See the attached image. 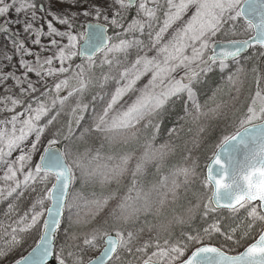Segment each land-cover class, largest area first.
<instances>
[{"label": "snow or ice", "instance_id": "snow-or-ice-1", "mask_svg": "<svg viewBox=\"0 0 264 264\" xmlns=\"http://www.w3.org/2000/svg\"><path fill=\"white\" fill-rule=\"evenodd\" d=\"M0 35V264H264V0H0ZM217 69L251 73L242 104L199 102ZM97 176L117 187L73 219L71 185Z\"/></svg>", "mask_w": 264, "mask_h": 264}, {"label": "rangeland", "instance_id": "rangeland-1", "mask_svg": "<svg viewBox=\"0 0 264 264\" xmlns=\"http://www.w3.org/2000/svg\"><path fill=\"white\" fill-rule=\"evenodd\" d=\"M11 18L12 19L17 18V14L14 11L11 13ZM19 18L22 19L23 14H21ZM19 27H20L19 25H13L14 29H19ZM81 31L85 32V29H82ZM83 37H84V35H81L79 37V41L81 43H82ZM245 37H247V36L240 35V36H237L236 38L237 39H243ZM28 43L30 45V41ZM42 43L47 44V40L43 39ZM6 44L10 47V41L8 40V38L5 35H0V49H3ZM34 50H38V47L35 48ZM8 54L11 55V52H8ZM29 59H31V57H29ZM14 62L15 61H13V63ZM243 63L245 64L246 68L251 67V65H249L246 61H244ZM2 66H3L2 57H0V67H2ZM230 70H231V72H235V65H232ZM214 73H216V74H214ZM214 73L210 74V78L207 82V92H208L207 95L204 96V94L201 93V91L198 93L199 102L201 104H204L205 101H207L208 98L212 96L213 91H217V90H219L218 96H217L218 100L223 99L224 101H230L232 96L239 95L240 103L242 104L246 100V98L248 97V94L255 88V85L253 83L252 76H251L250 72L246 77L244 75H242L240 78V82L237 85H232L228 82L227 77L229 75V71H225V72L221 73L219 71V69H217ZM32 78L35 79L34 74H33ZM213 81H214V83L211 84ZM9 83H11V81ZM236 88H239V93H237ZM185 119L186 118L184 116V112L180 109V114H178L177 117H175L173 122H171L166 127V129H164V126H165V121H164V123L161 125V131L157 134L155 144L157 146H159L160 144L167 142L169 140L168 129L171 127H174L178 124L184 123ZM212 126H211L207 136H205L204 146L200 150V152H202L203 149H206V151L204 152L205 155L202 153L199 154L200 164H201V167L203 170L202 171L203 175H204L205 165L208 162V157L211 155L212 145L217 141V137L221 134V130L225 127L223 121L215 122L212 124ZM212 128H214L213 132L216 131L214 135L213 134L210 135V133H212L211 132ZM209 135H210L211 139H206ZM142 144H143V139H141L138 143L132 142L128 145H124L121 148H119L118 151H120L121 153L135 152V154L138 156L140 154ZM173 162L179 163L180 160L178 157H176L173 160ZM134 163H135V159H133V161L130 162V167L132 165H134ZM78 175H79V173H78ZM116 187L117 186L115 185V183H111V184H107V185L101 183V179L99 176L94 177V178H89V179H84V178L78 179L76 182H74L71 185V190L73 193L72 203L74 205L72 208V218L73 219L79 218L83 221L91 220L93 214L97 212L96 202L103 200L106 196L109 195L110 191L112 189H115ZM115 203H116L115 200L109 201L108 205L103 209V212L97 217L96 221H93L92 224L87 225V227H84L82 230L88 231V230H90V228L94 227L96 223H98L101 219L106 217L108 212L111 211V209L113 207H115ZM241 218H243V217L241 216ZM3 219H6V217L4 216ZM197 223L202 224L203 222L197 221ZM199 225H197V226H199ZM65 227H67V223H65ZM61 236H62V233H61ZM31 244H32V240L29 239L28 245H31ZM28 245H25V247L20 250L21 254L28 249L27 248V247H29ZM102 246H103V241H100L96 245V247H94L90 250L89 256L91 258H93L100 251Z\"/></svg>", "mask_w": 264, "mask_h": 264}, {"label": "trees", "instance_id": "trees-1", "mask_svg": "<svg viewBox=\"0 0 264 264\" xmlns=\"http://www.w3.org/2000/svg\"><path fill=\"white\" fill-rule=\"evenodd\" d=\"M256 64L259 66L260 69H264V61H259V60H258V61L256 62ZM214 74H216V73H214ZM247 81H248V80H247ZM213 83H214V81H213L211 84H213ZM211 84H210V85H211ZM201 93H203L204 96L207 95V93H208V92H207V86H206L204 89L201 90ZM178 114H180V108H179V107H177V108H176V107H173V108L170 110V114H169L168 117L165 119V126H164V129H166V127H167L171 122H173V120L175 119V117H177ZM212 127H213V126H212ZM213 129H214V128L211 129V132H212V133H210V135H211V134H213V135L215 134L216 131L213 132ZM210 135H209L206 139H211ZM212 137H213V136H212ZM205 151H206V149H203L202 152H200L199 154H201V153L204 154ZM204 155H205V154H204ZM202 156H203V155H202ZM202 156H201V157H202ZM178 158H179V157H178ZM199 224H200V223H197V225H199ZM251 241H252V240L250 239L249 242H251ZM245 246H246V245H245ZM240 249H241V248H240ZM240 249H239V250H240Z\"/></svg>", "mask_w": 264, "mask_h": 264}, {"label": "flooded vegetation", "instance_id": "flooded-vegetation-1", "mask_svg": "<svg viewBox=\"0 0 264 264\" xmlns=\"http://www.w3.org/2000/svg\"><path fill=\"white\" fill-rule=\"evenodd\" d=\"M6 204H3V203H0V224H4V225H7V224H9L11 221L9 220V219H3V217L5 216L4 215V211H6ZM26 207H27V203L26 202H24V203H22L21 205H20V211L22 212L23 210H25L26 209ZM0 242H2V241H0ZM28 249L25 251V252H23L22 254H26L27 253V251L30 249L29 247H27Z\"/></svg>", "mask_w": 264, "mask_h": 264}, {"label": "water", "instance_id": "water-1", "mask_svg": "<svg viewBox=\"0 0 264 264\" xmlns=\"http://www.w3.org/2000/svg\"><path fill=\"white\" fill-rule=\"evenodd\" d=\"M86 31H87V29H85V32H86ZM252 34H254V33H252ZM86 39H87V36L84 35V37H83V41L86 40ZM83 41H82V42H83ZM209 162H210V161H208V163H209ZM206 172H207V169H206V167H205V172H204L205 175H206ZM103 248H104V247H103ZM103 248H102V250L96 255V257L100 255V253L103 251ZM242 250H243V249H242ZM26 254H27V253H26ZM26 254H25V255H26ZM51 264H55V261H52Z\"/></svg>", "mask_w": 264, "mask_h": 264}, {"label": "bare ground", "instance_id": "bare-ground-1", "mask_svg": "<svg viewBox=\"0 0 264 264\" xmlns=\"http://www.w3.org/2000/svg\"><path fill=\"white\" fill-rule=\"evenodd\" d=\"M252 242V241H251Z\"/></svg>", "mask_w": 264, "mask_h": 264}]
</instances>
